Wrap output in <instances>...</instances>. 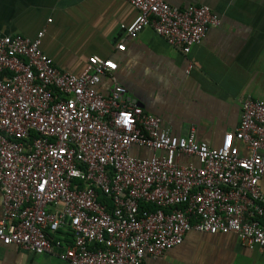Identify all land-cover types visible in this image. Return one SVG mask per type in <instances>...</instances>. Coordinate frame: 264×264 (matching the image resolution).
Segmentation results:
<instances>
[{
  "label": "built area",
  "instance_id": "built-area-1",
  "mask_svg": "<svg viewBox=\"0 0 264 264\" xmlns=\"http://www.w3.org/2000/svg\"><path fill=\"white\" fill-rule=\"evenodd\" d=\"M125 1L138 11L122 27L131 39L152 27L186 55L221 23L205 5ZM43 36H0L2 245L67 264H147L190 231L264 248V100L245 97L240 125L212 148L143 113L116 81L102 95L114 61L93 56L80 75L62 72ZM64 231L72 243L55 237Z\"/></svg>",
  "mask_w": 264,
  "mask_h": 264
},
{
  "label": "crops",
  "instance_id": "crops-1",
  "mask_svg": "<svg viewBox=\"0 0 264 264\" xmlns=\"http://www.w3.org/2000/svg\"><path fill=\"white\" fill-rule=\"evenodd\" d=\"M166 1L181 9L208 6L221 23L186 55L152 27L131 39L122 27L131 26L138 11L125 0H0V36L35 39L43 31V52L73 75H80L93 56L114 61L118 69L96 87L102 95L108 96L116 81L143 113L160 118L175 135L194 130L197 141L218 148L240 125L243 99L264 100V0ZM133 155L149 158L152 152L134 147ZM181 164L198 166L195 158ZM261 186L264 191V177ZM2 200L0 190V220ZM55 237L72 243L67 231ZM146 263L264 264V248L243 247L234 234L190 231L182 245ZM0 264L67 263L0 243Z\"/></svg>",
  "mask_w": 264,
  "mask_h": 264
}]
</instances>
